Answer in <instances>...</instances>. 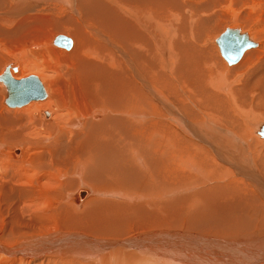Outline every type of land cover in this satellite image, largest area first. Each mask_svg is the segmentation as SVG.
I'll use <instances>...</instances> for the list:
<instances>
[{
  "label": "bare ground",
  "instance_id": "6f19581e",
  "mask_svg": "<svg viewBox=\"0 0 264 264\" xmlns=\"http://www.w3.org/2000/svg\"><path fill=\"white\" fill-rule=\"evenodd\" d=\"M223 20L264 39V0H0V264H264V49L231 85L210 39ZM165 131L178 139L156 145Z\"/></svg>",
  "mask_w": 264,
  "mask_h": 264
},
{
  "label": "rangeland",
  "instance_id": "374dc122",
  "mask_svg": "<svg viewBox=\"0 0 264 264\" xmlns=\"http://www.w3.org/2000/svg\"><path fill=\"white\" fill-rule=\"evenodd\" d=\"M238 22H236V21H234V22H229V23H225L224 22V20L221 22V27L219 28V29H217L215 32H213L211 35H210V39H211V44H212V46L214 47V50L216 51V53H217V55L221 58V61H222V63H223V65H224V69L222 70V74L225 76V77H227L228 78V81L229 82H231L232 84L231 85H236V84H239L240 83V81H241V79H242V76H243V74L241 73V74H238L236 71H234L235 73H230V69L232 68V67H234V66H236V65H238L239 64V61L242 59V57L245 55V54H247V51L249 52L250 50H255V53L257 54V56L255 57L256 58V60H258L261 56H262V53L263 52H261V51H263V49H264V39H261V38H255V37H257V30L256 29H251V30H254L253 31V33L252 32H250V27L252 26L251 25V23L249 22V21H239V20H237ZM246 24H244V23ZM230 26H233V27H235V26H239L240 28H241V30L242 31H245V30H248L249 32H250V37H251V39H253V41H255V42H258V43H260L258 46H256V47H254V48H249V49H247V50H245L244 51V53H243V55H242V57H241V59L237 62V63H235V64H233V65H227V63H226V61L223 59V57L221 56V54H220V52H219V49H218V46H217V44L215 43V41H214V39L217 37V36H219L221 33H223V31L227 28V27H230ZM53 35H52V37H54L55 35H58V34H64V33H62V32H54V33H52ZM66 35V34H65ZM68 37H70L69 35H67ZM71 38V37H70ZM74 42V41H73ZM52 44V43H51ZM53 46H55L54 44H52ZM73 46V45H72ZM72 46H71V48H72ZM55 47H57V46H55ZM58 48V47H57ZM70 48V49H71ZM59 49H62V48H59ZM70 49H62V50H66V51H69ZM173 51V50H172ZM260 52V53H259ZM175 53H177L178 55H179V57H180V51L179 50H176L175 51ZM259 54V55H258ZM176 55V54H175ZM175 62L177 63L178 61L177 60H175V56L173 55V53H172V63H173V66H174V64H175ZM8 63V61H6L5 62V64H7ZM166 68H161V73H162V71L163 72H165V73H168V75H169V72H168V70H170V68L168 67V65L167 66H165ZM23 70H25V69H23ZM18 73H20L19 71L17 72V74ZM35 74V72H33V71H27V73L26 72H23V73H21L19 76L21 77V76H25V75H29V74ZM38 78H39V80H40V76L38 75V74H35ZM174 78V77H173ZM148 78H146V81H149V82H152L151 80H147ZM175 80H177L176 78H174ZM158 80V79H157ZM174 83H175V81H174ZM0 85H1V87H2V84L0 83ZM152 87V86H151ZM180 89H183V87L182 86H180V85H178V87L176 88V90L178 91V93H179V95L182 97V98H185V96H184V94L182 93V92H180ZM2 90H3V87H2ZM161 92H163V93H165V90L163 89V87L161 88ZM228 92V94L227 95H225V99L227 100V109H226V111L227 112H233L235 115H238V113H239V110L237 109L236 110V105L238 104V103H241L239 100H238V98H237V96H236V94H234V92L233 93H231L229 90L227 91ZM223 96V95H222ZM191 101H193L194 103H196V105H194L193 104V102H189V100L187 99V98H185V104H188V106L190 107V108H192L193 109V111L195 110V106L196 107H199L200 109H202V110H204V112L206 111L208 114H210V112H208L209 110H207V109H203V108H201L197 103L198 102H196V101H194V100H191ZM189 102V103H188ZM42 110V109H41ZM44 110V109H43ZM257 110V109H256ZM258 111V113L257 114H259L258 115V120H257V123H256V126H257V124H261L262 122H264V112L263 111H261V110H257ZM34 113H35V111H33ZM211 112L212 113H218V110L217 111H212L211 110ZM260 112V113H259ZM196 113V112H195ZM198 113V112H197ZM196 113V114H197ZM207 113H204V114H207ZM262 113V114H261ZM156 114V116H150V117H148V118H146V121H150V120H152V119H154V120H156V121H164V122H170L169 121V116L167 115V114H165V113H155ZM198 116H200V115H198ZM198 116H195V118H197ZM213 116V118H214V123H216L218 126H220L222 129H224L225 130V126H227L226 128H228V126H230V125H227V124H225L222 120H221V118H220V116H219V114H214V115H212ZM199 118V117H198ZM197 118V119H198ZM207 118V115H205V119ZM197 119H195V120H197ZM200 119V118H199ZM256 126L254 127V129H253V136L257 139V141H255L254 139H252V136L250 135V134H248L247 133V131L246 132H240V131H238L237 129H235L234 127H232V129H233V132L236 134V136H238L240 139H242L243 141H244V143H245V141L247 142V148H246V150L249 152V154H251V156H252V159L254 158L255 159V157H253L254 155H255V153L257 152L258 154H257V156L259 157V156H264V143H262L261 145H259L262 141H264V138H259V136H258V134L255 132V129H256ZM172 128H174V127H172ZM180 130V129H179ZM160 131H163V130H160ZM181 132V131H180ZM182 133V132H181ZM183 134V133H182ZM168 135H171V138L170 137H168ZM145 138H147V139H149V140H152V138L153 137H155L154 135H147V136H144ZM173 138H175V139H178L177 137H176V135H175V133H173V132H169V131H165V132H163V133H160V138L158 139V143H156V145H158L159 143H164V144H167V145H169L170 146V144L171 143H173L174 141H173ZM164 139H166L168 142H163V141H161V140H164ZM254 141H255V143H254ZM254 143V146H257V145H259V148H260V150L258 149V146L256 147L257 149L255 150V149H253L254 148V146H253V148L250 146V145H252ZM259 143V144H258ZM246 144V143H245ZM199 146V145H198ZM186 147V146H185ZM184 147V148H185ZM263 147V148H262ZM153 150H155V148H153ZM196 150V151H195ZM253 150H255V151H253ZM199 151V147L198 148H196V149H194V153H197ZM262 151V152H261ZM254 153V154H253ZM177 159H184L183 157H179V158H177ZM205 180V179H204ZM90 184V186L92 187L93 186V184L92 183H89ZM83 186H81V188H82ZM91 195V194H90ZM89 195V196H90ZM88 196V197H89ZM166 228V227H165ZM180 228V227H179ZM178 228V229H179ZM179 230H181V229H179ZM183 230H188V229H186V228H183ZM191 230H193V229H190V231ZM211 230H213V229H211ZM214 231V230H213ZM198 232H201L200 234H203L204 233V235H206V236H212V237H217V238H222L223 240H225L226 238V240H228V239H231V238H228V237H226L225 238V236H220V237H218V236H216V234H211V233H208V232H205V230H203V231H198ZM207 233H208V235H207ZM15 242H17V241H15ZM15 244H17V243H15Z\"/></svg>",
  "mask_w": 264,
  "mask_h": 264
},
{
  "label": "water",
  "instance_id": "95a60500",
  "mask_svg": "<svg viewBox=\"0 0 264 264\" xmlns=\"http://www.w3.org/2000/svg\"><path fill=\"white\" fill-rule=\"evenodd\" d=\"M214 41L218 46L221 56L229 66L237 63L241 59L246 49L254 48L258 45V42H254L249 38V33L247 31H242L238 26L227 27L223 33L214 39ZM52 43L64 49H69L73 44L72 39L68 36H65L64 34L56 35ZM13 70L16 71L17 67H14ZM33 77V75H29L24 78L23 82L30 83L34 88L39 86V89L43 92L41 84L34 83ZM0 79L3 82L13 81L12 75L7 69H3L1 71ZM20 95L26 96V94L20 93L19 95L17 94L12 96V99L10 100L14 101L15 103H19L21 102ZM256 133L258 134L259 138H264V122L261 125H258Z\"/></svg>",
  "mask_w": 264,
  "mask_h": 264
}]
</instances>
